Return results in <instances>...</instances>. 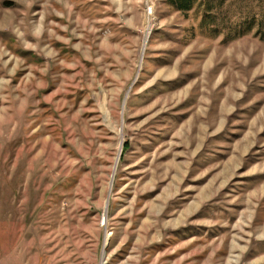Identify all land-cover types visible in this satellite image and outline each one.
<instances>
[{
    "label": "rangeland",
    "instance_id": "1",
    "mask_svg": "<svg viewBox=\"0 0 264 264\" xmlns=\"http://www.w3.org/2000/svg\"><path fill=\"white\" fill-rule=\"evenodd\" d=\"M165 1L0 0V264H264L255 174L207 169L191 120L251 89L264 112V41L194 36Z\"/></svg>",
    "mask_w": 264,
    "mask_h": 264
},
{
    "label": "crops",
    "instance_id": "2",
    "mask_svg": "<svg viewBox=\"0 0 264 264\" xmlns=\"http://www.w3.org/2000/svg\"><path fill=\"white\" fill-rule=\"evenodd\" d=\"M215 93L216 92H213V93L210 92V95L205 94L207 97H209L208 103H211V101L212 102L215 101V99L211 98V96L214 95ZM248 93L250 95V97L248 98L243 97V95L239 97L236 96L234 103H232L235 105V113H231V114L227 113L224 115V117L222 113H225V112L221 111L218 115L214 114L211 112V107H208V106L206 108V113L201 114L204 117H202L201 115H195L197 113L196 111V113L192 115V116L195 115L194 117H192V119L191 117H189L186 120H184L182 123H180L177 127L174 126V137H175L174 140L178 141V139H176V136H178L181 133V131H183L185 135H188L186 131L190 127V124H189L190 119L191 120L199 119L198 123H203L200 127L201 128L200 134L202 136V139L196 151L202 148V152L204 156L203 158L209 159L211 161V164H210L211 166H208L207 169L208 168L212 169V167L217 166L222 161V163L225 162V164H227L225 168L229 170L230 165H232V162L234 161V160L232 161V158L234 157L232 158L230 157L233 154H235V156L237 155L238 158L236 157L235 160L237 161V159H239L238 162H240V164L236 163L234 165L235 166L234 172L237 169V171L242 170V172L240 171V173L251 171L252 174H255L256 182H254L252 187H248V190H246V192L247 194H250V197H252V199L258 200L257 202H259L261 200H264V112H256L250 115L249 117L246 114H242L244 112V109L242 108L243 104L250 103L251 105H253L255 103H258L256 102L257 97H254L252 89L248 90ZM202 94L203 92L201 93V95ZM217 97H218V100H217L218 103L220 102L224 103L225 96L223 100L221 99L223 96L222 97L217 96ZM219 106L220 105H217L215 106V108H219ZM174 108H176V105L174 106ZM175 116L176 115L174 114V118ZM214 116H217V117L214 118ZM201 119L204 121L201 122ZM243 120L246 122L245 126L247 125L245 129H243V123H242ZM184 126H187L188 128L186 127L187 129H184L185 128ZM228 133L235 134V136L237 135H240V136L234 141V144L228 148L227 154L223 155L224 151L220 150V148L217 146V142L220 141L219 137H221L224 134L228 135ZM249 134L251 135L252 138L248 137ZM188 136L189 138L192 137V133L190 132ZM188 139H183L181 141L182 142L181 145H174V153L181 147L183 149L182 150L183 152H186L187 150H189V148L191 147H188V146L192 143V141H190L189 143ZM195 152L193 153L195 154ZM223 156H225L224 161L222 160ZM190 162L192 163V165L191 163L188 165V170L184 174L185 177L192 176V174H190L192 171L189 169L192 168V166L194 165V162L193 160H190ZM174 164H175V169H176L179 166V164L176 162ZM246 164L248 166L244 167V165ZM203 167L206 168V166H203ZM228 170L224 172V175L230 174ZM244 178L240 177L238 178L239 181H236V182H241L242 180L244 181L245 180ZM235 179H232V180L234 181ZM186 180H190V179L186 178ZM198 181L200 180L198 179L194 181V183H199ZM212 181L213 180H211L210 183L208 182L206 187L205 186L204 187L208 188L209 184H212L211 183ZM244 183H242L241 186H243V188H246L247 186L244 185ZM186 192L188 193L189 191L186 190ZM205 194L206 193L203 192V195ZM208 198H211V199L215 198V194L211 197L208 196L204 199L206 200ZM257 206H259L258 203H256V207ZM255 215H258V212H255Z\"/></svg>",
    "mask_w": 264,
    "mask_h": 264
},
{
    "label": "trees",
    "instance_id": "3",
    "mask_svg": "<svg viewBox=\"0 0 264 264\" xmlns=\"http://www.w3.org/2000/svg\"><path fill=\"white\" fill-rule=\"evenodd\" d=\"M172 9L186 18L193 15V34L209 39L223 36L221 42L229 43L247 35L264 41V0H260V11L254 9L238 16H232L228 9L230 0H166ZM263 2V3H262ZM239 5L242 6V3ZM246 6H249L247 3ZM124 148H127L125 144Z\"/></svg>",
    "mask_w": 264,
    "mask_h": 264
}]
</instances>
